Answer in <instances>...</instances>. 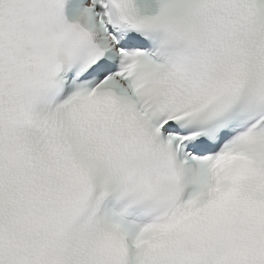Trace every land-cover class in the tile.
Wrapping results in <instances>:
<instances>
[{
  "label": "snow or ice",
  "instance_id": "1",
  "mask_svg": "<svg viewBox=\"0 0 264 264\" xmlns=\"http://www.w3.org/2000/svg\"><path fill=\"white\" fill-rule=\"evenodd\" d=\"M0 264H264V0H0Z\"/></svg>",
  "mask_w": 264,
  "mask_h": 264
}]
</instances>
